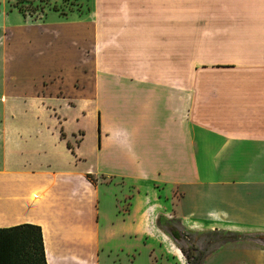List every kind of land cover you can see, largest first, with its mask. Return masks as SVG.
Instances as JSON below:
<instances>
[{
    "label": "crops",
    "instance_id": "0c3cea01",
    "mask_svg": "<svg viewBox=\"0 0 264 264\" xmlns=\"http://www.w3.org/2000/svg\"><path fill=\"white\" fill-rule=\"evenodd\" d=\"M91 8L53 10L54 23L16 9L18 25L0 18L10 120L0 131V228L40 226L46 264H117L138 245L168 264L182 252L159 214L196 232L264 235V0ZM175 18L191 22L185 64L170 40L181 37ZM72 67L79 77L69 81ZM86 120L92 169L80 167ZM1 241L0 264L25 263L26 250ZM208 256L203 264H264V242Z\"/></svg>",
    "mask_w": 264,
    "mask_h": 264
},
{
    "label": "rangeland",
    "instance_id": "374dc122",
    "mask_svg": "<svg viewBox=\"0 0 264 264\" xmlns=\"http://www.w3.org/2000/svg\"><path fill=\"white\" fill-rule=\"evenodd\" d=\"M19 1V2H18ZM91 1L92 0H0V10L3 11L4 7L6 8V12L3 13V15L0 18H8L7 21L9 24L16 26L20 22L19 20V15L16 10L17 8L14 7V4L17 3L22 6V9L25 10V16H30L33 14L36 17H42L44 14L47 13V17L44 20L46 22L54 23L58 18H55V12L50 9L52 4H56L59 8L63 9L65 12L68 14L70 13H75L79 14L78 10H81V12H87L91 13L90 10L91 8ZM40 7H43V12H40ZM12 9V10H11ZM16 9V10H15ZM11 10V11H10ZM0 11V12H1ZM33 11V12H30ZM59 14L58 12H56ZM12 17V18H9ZM54 17V18H53ZM62 18H71V16L68 17H62ZM177 21V26L176 28L173 27L172 32H175V30H181V37L177 39L171 38L170 40L174 43H177V47L181 48L182 47V62L183 64L189 62V45H190V27H191V22L190 18H175ZM174 21V19H172ZM169 25V24H168ZM172 25L174 23L172 22ZM180 25V29L179 26ZM179 32V31H178ZM169 32L167 33V37L169 39ZM2 35V34H1ZM176 44L173 45L172 48H168L169 50H172V54L175 55V49ZM179 53V51H178ZM173 56V55H172ZM78 66V64H76ZM58 67L53 66L49 69L48 72H45L46 75L50 73L53 76H56V72L58 71ZM79 75V70L78 67H72L71 70H68V74L66 72L65 79H69V81L78 79ZM41 78L40 73H36L33 75V82L39 81ZM72 86V85H71ZM74 88V86H72ZM71 93V92H70ZM8 107V105H7ZM6 104L0 97V131L2 132V135H4V132L6 130V126L8 123H10L9 116H8V111L5 110ZM67 113V112H65ZM72 122V120H70ZM85 134H84V140L82 144V149L85 151V158L80 161V167L85 168V169H92L94 167V150H92V145H93V124L90 120L85 121ZM128 192V191H126ZM159 194L164 195L163 189L160 190ZM164 200V198H162ZM105 202L103 201V204ZM160 215V214H159ZM158 215V216H159ZM171 215V214H170ZM165 218L170 219L171 221L167 223L165 228H177L180 231V238L175 240L174 242L177 245L183 246L184 249H186L188 252L190 251V254L193 255L194 253H198V251H203L204 254H207L209 250L214 248L216 245L211 243V238L212 236L207 232V231H193L191 229L186 228L182 223L179 224V222L175 221V216H167L163 215ZM186 229V230H185ZM191 230V231H188ZM244 240H240V242L243 241V243H248V244H261V241L264 242V235L258 234L255 232H250L248 236H246ZM211 244V245H209ZM191 245L195 251L190 250L188 246ZM152 251V250H151ZM149 249L144 248L142 246H137L135 250L129 253V256L127 255H122L121 256V261L119 260L116 261L117 264H129L130 260L133 258L135 259L134 263L135 264H166L162 259H159V254L154 253V255H158L156 260H151L150 259V252ZM209 256L205 258L208 259ZM117 259V257H116ZM167 263L168 264H187L185 260V256L182 254L181 256L179 255L177 258H171L170 256H167ZM108 264V263H107ZM213 264V263H211Z\"/></svg>",
    "mask_w": 264,
    "mask_h": 264
},
{
    "label": "trees",
    "instance_id": "16d2710c",
    "mask_svg": "<svg viewBox=\"0 0 264 264\" xmlns=\"http://www.w3.org/2000/svg\"><path fill=\"white\" fill-rule=\"evenodd\" d=\"M14 7H16L21 14L25 15V10L22 9L21 5L15 3ZM50 9L58 12L61 16L68 14L63 9L59 8L56 4H52ZM39 10L40 12H43V7H40ZM80 11L81 10H78V12ZM30 15L33 16V18H36L35 15L31 13ZM170 221V219L165 218L164 216H158L156 219L158 227L164 230V232L167 233L168 236H170V238L175 241L180 238V231L177 228H165L164 226H166ZM207 232L212 236L211 243L216 245L214 248L209 250L207 254H204L203 251H198V253H194L193 255H191L190 251L188 252L183 248V246L178 245L180 251L185 256L187 264H203L204 259L208 255L214 253L222 246L244 240L245 238H247L246 236H248V234L242 232L229 230H209ZM6 233L7 235H2ZM6 236H8V239L17 245V253L21 254L23 250L27 251L26 261L24 264H46L40 226L31 223H22L8 228H0V244L2 243L1 240H3ZM188 248L195 251V249L191 245H189Z\"/></svg>",
    "mask_w": 264,
    "mask_h": 264
}]
</instances>
